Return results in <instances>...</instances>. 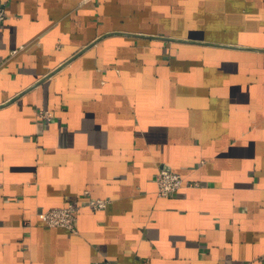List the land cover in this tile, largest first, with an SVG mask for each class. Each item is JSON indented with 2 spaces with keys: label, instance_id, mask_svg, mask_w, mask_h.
Segmentation results:
<instances>
[{
  "label": "crops",
  "instance_id": "1",
  "mask_svg": "<svg viewBox=\"0 0 264 264\" xmlns=\"http://www.w3.org/2000/svg\"><path fill=\"white\" fill-rule=\"evenodd\" d=\"M0 3V264H264V0Z\"/></svg>",
  "mask_w": 264,
  "mask_h": 264
},
{
  "label": "built area",
  "instance_id": "2",
  "mask_svg": "<svg viewBox=\"0 0 264 264\" xmlns=\"http://www.w3.org/2000/svg\"><path fill=\"white\" fill-rule=\"evenodd\" d=\"M6 17V5L0 3V26ZM37 116L42 119L50 120L52 112L48 109H36ZM157 193L159 196H168L176 192L184 184H197V182H186L184 177L177 171L161 168L156 173ZM85 193L88 194V191ZM111 199L104 197H89L85 203L77 204L69 202L65 205L51 207L41 213L45 223L49 226L65 227L73 232H78L77 211L82 205H87L93 210L105 209ZM92 264H119L118 262L101 259Z\"/></svg>",
  "mask_w": 264,
  "mask_h": 264
}]
</instances>
